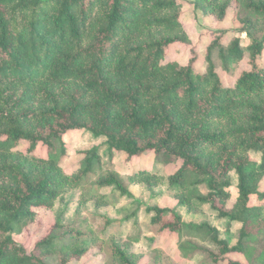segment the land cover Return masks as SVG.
<instances>
[{
  "label": "trees",
  "instance_id": "obj_1",
  "mask_svg": "<svg viewBox=\"0 0 264 264\" xmlns=\"http://www.w3.org/2000/svg\"><path fill=\"white\" fill-rule=\"evenodd\" d=\"M184 5L0 0V264H46L54 255L58 264H75L90 251L103 254L104 264H141L145 257L148 264H175L154 238L150 253H134L59 219L30 252L12 237L68 191H81V206L108 204L103 189L133 199L130 185L156 188L164 181L176 188L177 206L145 207L150 232L178 237L186 260L200 258L193 264H264V212L250 206L253 196L264 200V68L257 62L264 50V0H192L218 23L234 5L241 28L227 44L228 32L214 31L202 65L194 53L185 66L163 63L168 47L190 44L180 20ZM245 59L249 69L225 85L218 70L233 76ZM71 131L102 139L105 152L98 146L80 151L75 168L65 171L63 136ZM21 145L24 151L17 150ZM37 148L46 156L38 157ZM115 152L127 160L152 153L156 165L178 168L166 177L142 168L124 179L113 168ZM250 152L260 154L259 163ZM231 172L237 195L229 207ZM134 206L105 224L136 220L142 204L135 200L117 213ZM203 206L239 228L221 238L215 226L185 224L177 211L198 213ZM235 254L244 262L230 258Z\"/></svg>",
  "mask_w": 264,
  "mask_h": 264
},
{
  "label": "rangeland",
  "instance_id": "obj_2",
  "mask_svg": "<svg viewBox=\"0 0 264 264\" xmlns=\"http://www.w3.org/2000/svg\"><path fill=\"white\" fill-rule=\"evenodd\" d=\"M185 5L182 9L181 23L189 37V45H172L167 48L163 63L176 62L181 66H185L192 53L198 56V64L203 61L206 49L212 41L214 31L226 30L223 38V43L227 44L235 35V31L241 28V25L236 20V8L232 5L226 12V17L223 22L218 23L213 17L202 14L192 6V0H183ZM237 35V34H236ZM238 37L242 41V45L248 44V40L243 33H238ZM258 64L264 68V50L262 55L257 60ZM198 65V66H200ZM247 60H243L237 71L233 76H226L224 73L219 72L223 83L227 86L233 84L235 78L240 72L248 70ZM63 142L66 148V157L61 162V167L65 171H71L81 159L78 152L98 146L100 152H105L104 141L102 139H95L90 134L84 131H71L63 136ZM26 145H21L17 150L24 151ZM35 154L38 157H45L46 152L43 148H37ZM249 157L252 161L259 163L260 154L250 152ZM103 162L107 161V156L104 154ZM112 165L114 170L120 174L124 179L138 172L140 169L157 170L159 174L166 177L172 174L178 168L177 165H170L166 167L158 166L155 164L154 156L152 153L146 154L139 158L127 160L125 154L114 153L112 157ZM231 187L229 192L231 200L228 204L230 207L237 195V178L234 172L230 173ZM93 182V179H92ZM90 189H86L84 195L87 196ZM133 199L119 197L116 193H111V189H103L101 194L108 197V204H104L101 200L88 201L84 206H81L80 190L68 191L61 199L55 202L54 208L51 211L39 209L36 211V220L32 224H22L13 233L12 237L15 242L22 245L27 252L33 250L35 244L46 237L52 230L56 219H59L64 226L70 228L76 227L79 229H89L94 235L103 236L108 239H114L120 245L125 247L131 252L147 254L151 252L150 238L156 240L155 245L165 250L170 259L175 264H193L192 262H199L200 258L195 257L193 261L186 260L180 253L178 245L179 238L175 235L163 232L160 236L155 235L148 230L149 216L145 213V207L159 206L162 208H171L175 206L174 195L176 193L175 187H170L167 181H164L156 188H147L143 184H134L129 186ZM202 192L205 189L201 188ZM260 191H264V181L261 183ZM133 200L140 202L142 206L139 207V212L136 220L130 222L121 221L120 223H113L110 226L105 224L106 219L122 220L127 214L138 208L134 206L123 214L117 213L122 206L129 205ZM250 206L261 207L264 212V200H258L255 196L250 199ZM143 207V208H142ZM180 210L179 214L185 224L200 225L201 223L208 222L219 230V237L228 238L239 228L235 224H229L226 220H220L215 217L208 206L201 207L198 213L189 212L186 209ZM229 224V225H228ZM186 238V237H185ZM184 238V239H185ZM202 242V241H200ZM231 245L235 244V240L230 242ZM208 246V243L206 244ZM95 251H90L87 255L81 258L75 264H104V255H96ZM230 258L244 262V258L240 255H230ZM57 255L51 256L46 260V264H58ZM141 264H148V258H143Z\"/></svg>",
  "mask_w": 264,
  "mask_h": 264
},
{
  "label": "crops",
  "instance_id": "obj_3",
  "mask_svg": "<svg viewBox=\"0 0 264 264\" xmlns=\"http://www.w3.org/2000/svg\"><path fill=\"white\" fill-rule=\"evenodd\" d=\"M174 202H175V201H174ZM175 203H176V202H175ZM176 206H177V205L175 204V206H174V207H171V208H176ZM178 209H180V208H178ZM178 209H177V211L179 212L180 210H178ZM179 213H180V212H179Z\"/></svg>",
  "mask_w": 264,
  "mask_h": 264
}]
</instances>
